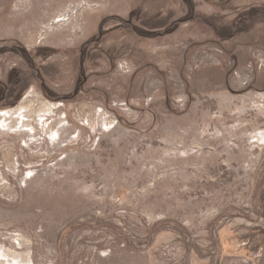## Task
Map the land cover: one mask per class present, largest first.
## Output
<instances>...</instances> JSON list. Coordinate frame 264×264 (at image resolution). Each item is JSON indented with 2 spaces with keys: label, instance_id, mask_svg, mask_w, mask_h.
I'll return each instance as SVG.
<instances>
[{
  "label": "rangeland",
  "instance_id": "374dc122",
  "mask_svg": "<svg viewBox=\"0 0 264 264\" xmlns=\"http://www.w3.org/2000/svg\"><path fill=\"white\" fill-rule=\"evenodd\" d=\"M0 264H264V0H0Z\"/></svg>",
  "mask_w": 264,
  "mask_h": 264
}]
</instances>
